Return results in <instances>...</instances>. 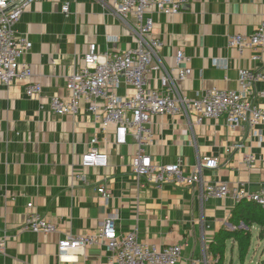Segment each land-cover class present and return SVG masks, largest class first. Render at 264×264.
<instances>
[{"label":"crops","instance_id":"1","mask_svg":"<svg viewBox=\"0 0 264 264\" xmlns=\"http://www.w3.org/2000/svg\"><path fill=\"white\" fill-rule=\"evenodd\" d=\"M64 3L70 4L67 18ZM153 17V35L163 42L164 62L174 66L179 49L190 58L192 74L179 82L183 93L197 98L212 88L239 90V71L247 69L263 75L249 97L264 108V49L240 51L228 45L230 35L254 33L264 19V0H188L178 13L153 11ZM16 30L33 43L24 60L43 91L38 99L31 98L18 79L0 87V230L9 235L0 264L104 263L103 246L74 251L73 261L62 262L58 245L69 235L97 230L111 213L118 214L120 233L134 232L140 240L159 246L181 244L178 264H205L204 252L213 254L214 235L231 225L238 204L234 190L264 186V124L233 128L225 116L197 122L194 116L153 114L154 136L146 150L154 163L180 160L189 172L200 159L215 158L218 167L204 170L202 184L226 183L230 193L204 198L198 183H141L132 174L138 148L133 137L117 145L115 125L102 129L87 105L75 115L62 116L48 107L51 97L68 94V79L84 67V56L92 47L105 54L137 45L129 25L100 0H41L25 10ZM159 79L160 71L153 72L147 86L159 88ZM116 92L126 95L132 89L123 84ZM95 136L108 150V165L83 167L82 155ZM249 156L252 162L247 161ZM79 173L86 182L77 178ZM100 185L108 200L98 191ZM29 202L34 211L56 221L57 231L21 230ZM257 229L252 228L253 236ZM259 235L260 231L261 239Z\"/></svg>","mask_w":264,"mask_h":264},{"label":"built area","instance_id":"2","mask_svg":"<svg viewBox=\"0 0 264 264\" xmlns=\"http://www.w3.org/2000/svg\"><path fill=\"white\" fill-rule=\"evenodd\" d=\"M41 0H0V87L10 86L13 80L23 82L25 93L38 99L43 91L41 83L33 81V69L24 60L33 43L19 35L16 25L25 10ZM121 20L125 21L137 39L135 47L124 51H109L100 54L92 47L84 56V67L70 76L67 81L68 94L53 96L49 109L57 115L77 114L81 105L88 111L102 129L115 125V143H127L131 136L138 148L132 159V174L141 183L161 186L165 183L193 186L201 184L204 198H224L229 195L226 183L202 184V174L206 169L218 167L215 158L204 157L189 172L184 171L182 161L156 164L146 147L153 139L151 116L153 114L183 115L204 119L225 116L233 128L242 124L255 127L264 124V108L251 101L249 94L255 82L262 78L260 72L247 69L239 71L241 89L212 88L197 98H191L179 88V82L192 74L190 58L183 49L176 54V64L168 66L161 57L162 40L153 35V11L165 14L180 12L188 0H100ZM62 12L70 16V4L62 5ZM132 18V20H131ZM228 45L238 50L264 49V19L251 35H230ZM254 58H258L257 55ZM160 71V87H148L151 74ZM131 87L132 92L119 95L116 92L122 85ZM105 100L104 104L99 101ZM44 109V105H40ZM98 137L90 140V147L82 155L83 167H106L108 150L98 145ZM237 148L242 144H236ZM248 162L253 157H247ZM77 178L85 180L79 173ZM98 191L105 199L109 194L105 186ZM237 203L255 202L264 207V186L256 191L244 187L234 190ZM33 203L27 204L28 218L21 230L38 233H54L57 223L33 210ZM118 214L111 213L101 222L99 228L89 233L69 235L58 245V257L62 262L73 261L74 251L85 252L93 246H103L107 252L106 262L101 264H178L183 245L159 246L142 241L134 232L123 234L117 229ZM9 240L7 232L0 230V253H4ZM205 264H217L218 257L207 251L203 256Z\"/></svg>","mask_w":264,"mask_h":264},{"label":"trees","instance_id":"3","mask_svg":"<svg viewBox=\"0 0 264 264\" xmlns=\"http://www.w3.org/2000/svg\"><path fill=\"white\" fill-rule=\"evenodd\" d=\"M229 222L235 226V230L230 231L221 228L214 235L210 245V251L218 257L217 264H223L226 253V243L233 238L238 245L240 257L244 258L252 243V228L254 226L264 228V207L251 201H242L234 208ZM244 224L247 228H239Z\"/></svg>","mask_w":264,"mask_h":264},{"label":"rangeland","instance_id":"4","mask_svg":"<svg viewBox=\"0 0 264 264\" xmlns=\"http://www.w3.org/2000/svg\"><path fill=\"white\" fill-rule=\"evenodd\" d=\"M239 228L247 227L241 224ZM226 229L233 231L235 230V226L231 224L227 226ZM260 229L254 230L252 244L244 258L240 257L238 245L235 240L233 238L229 239L226 243V253L223 264H264V228L261 227ZM258 231H260L259 236L261 239L258 238Z\"/></svg>","mask_w":264,"mask_h":264}]
</instances>
